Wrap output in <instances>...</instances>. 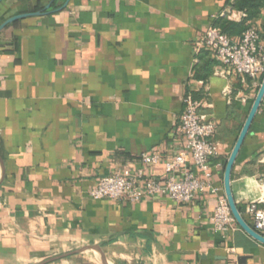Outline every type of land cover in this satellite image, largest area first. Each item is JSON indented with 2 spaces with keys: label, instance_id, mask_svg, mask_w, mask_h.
Wrapping results in <instances>:
<instances>
[{
  "label": "crops",
  "instance_id": "crops-1",
  "mask_svg": "<svg viewBox=\"0 0 264 264\" xmlns=\"http://www.w3.org/2000/svg\"><path fill=\"white\" fill-rule=\"evenodd\" d=\"M51 2L4 0L0 19ZM231 3L69 0L2 29L0 264H264L263 244L236 223L218 233L211 222L252 99L243 101L240 77L219 75L195 42L227 19ZM254 21L264 34V8ZM186 94L203 99L201 113L216 124L221 153L209 165L219 193L185 204L163 194L90 198L97 180L118 167L165 179V162L183 149L175 126ZM143 152L159 161L143 167ZM185 169L199 177L190 156ZM231 190L243 211L251 200L264 209V99L234 162Z\"/></svg>",
  "mask_w": 264,
  "mask_h": 264
},
{
  "label": "built area",
  "instance_id": "built-area-1",
  "mask_svg": "<svg viewBox=\"0 0 264 264\" xmlns=\"http://www.w3.org/2000/svg\"><path fill=\"white\" fill-rule=\"evenodd\" d=\"M224 15L232 22H241L247 17L246 12L232 7ZM246 24L240 35H228L215 25L209 26L196 40L195 52L210 53L217 62L219 75L239 76L245 91L241 99L246 101L251 98L253 102L264 77V34L257 22L249 20ZM182 102L183 109L175 133L184 138L183 149L165 162V179L160 181L146 175L142 168L118 167L97 180L88 191L90 198L137 202L144 197L163 194L175 203L185 204L207 192L219 193L220 188L212 183L209 165L210 160L221 153L220 144L215 140L216 124L201 113L205 107L203 99L186 94ZM188 156L199 171V177L185 169ZM139 158L143 167L159 161V155L148 152H143ZM180 170H183V175L177 177L176 173ZM241 214L244 218L247 216L245 220L254 230L264 231V209L258 201H248ZM211 222L213 230L218 233L227 231L236 223L225 196L218 198Z\"/></svg>",
  "mask_w": 264,
  "mask_h": 264
},
{
  "label": "water",
  "instance_id": "water-1",
  "mask_svg": "<svg viewBox=\"0 0 264 264\" xmlns=\"http://www.w3.org/2000/svg\"><path fill=\"white\" fill-rule=\"evenodd\" d=\"M68 1L69 0H66L62 7H65L68 4ZM1 2H2V0H0V3ZM49 6L50 5L48 4L43 10H40V11H35V12H31V13H21V14H16V15L9 17L8 19H6L4 22H2L0 24V32L2 31V29L6 25H8V24L20 19V18H24V17L30 16V15H41V14L48 12L46 10H48ZM263 99H264V77H263L261 84L258 88V91L254 97V100H253L251 107L248 111V114H247L246 119L243 123V126H242V128H241V130L237 136V139H236V142L232 148V151L229 154V156L225 162L224 172H223V189H224V194H225L226 200L228 202L230 212H231L236 224L247 235H249L255 241L264 245V234L254 230L249 225V223L245 220V218L242 216V214L239 211V208H238V206L234 200L232 190H231V171H232L234 162H235L236 157L239 153V150H240V148H241V146H242V144H243V142H244V140H245V138L249 132V129L253 123L255 115H256Z\"/></svg>",
  "mask_w": 264,
  "mask_h": 264
},
{
  "label": "trees",
  "instance_id": "trees-1",
  "mask_svg": "<svg viewBox=\"0 0 264 264\" xmlns=\"http://www.w3.org/2000/svg\"><path fill=\"white\" fill-rule=\"evenodd\" d=\"M3 2L4 0H2V2L0 3V7L2 6ZM56 2L57 0H52L50 7L54 9H58L63 5V4L55 5ZM231 7L235 10L246 12L247 17L241 22H232V21H228L225 18H219L215 21V26L219 27L222 32L228 35H240L247 27V24H246L247 21L249 20L254 21L255 19L259 17L261 10L264 8V0H232ZM40 10H43V9H37V10L35 9V11H40ZM8 18L9 17L0 19V24ZM263 28H264V25H263ZM206 53L209 54L208 52ZM210 62H211L210 60H205L201 62V65L199 64V69H198L199 72L201 69H205V67H207ZM198 70H197V73H198ZM238 208H239V211L243 213L242 208L241 207H238Z\"/></svg>",
  "mask_w": 264,
  "mask_h": 264
}]
</instances>
